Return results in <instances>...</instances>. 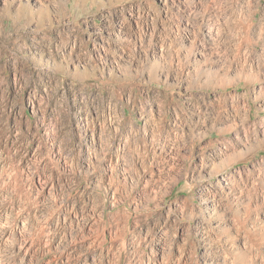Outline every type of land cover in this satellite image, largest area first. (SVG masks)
<instances>
[{
  "label": "clouds",
  "instance_id": "clouds-1",
  "mask_svg": "<svg viewBox=\"0 0 264 264\" xmlns=\"http://www.w3.org/2000/svg\"><path fill=\"white\" fill-rule=\"evenodd\" d=\"M12 2L0 0L6 21L0 23V264H66L67 257L72 264H113L98 245L90 254L77 247L78 227L57 228L53 221L41 230L47 215L37 217L35 210L55 206L49 197L37 203L39 189L30 178L39 165L27 156L32 134L16 129L14 135L7 123L21 90L29 103L36 94L45 108L52 105L47 122L37 117V139L42 157L50 149L52 160L77 161L75 178L65 169L69 189L93 175L90 154L97 180L107 174L103 152L90 142L84 104L100 120L112 117L106 150L127 169L121 194L136 189L138 199L131 229L123 220L119 226L124 264H161L165 249L169 264H264V0H168L165 7L143 0L130 8L123 7L127 0H22V13L9 16ZM98 15L108 21L103 28L94 27ZM63 79L78 85L75 102L56 87ZM100 79L162 91L143 102L133 92L110 104L108 96L88 90ZM113 109L124 122L119 135ZM39 170L52 171L47 164ZM180 181L199 186V204L191 193L186 207L164 199ZM161 208L165 213L157 215Z\"/></svg>",
  "mask_w": 264,
  "mask_h": 264
},
{
  "label": "rangeland",
  "instance_id": "rangeland-1",
  "mask_svg": "<svg viewBox=\"0 0 264 264\" xmlns=\"http://www.w3.org/2000/svg\"><path fill=\"white\" fill-rule=\"evenodd\" d=\"M143 0H127V3L123 5L124 8H130L133 4L139 6L142 4ZM155 4L159 7H165L168 3V0H154ZM22 0H13L11 8L8 11L9 16H18L22 13L23 9L21 7ZM114 13L119 11V5L112 10ZM6 21L0 19V23ZM108 21L101 20L99 15L95 21L94 27L103 28L104 24ZM87 39V36L85 37ZM90 47V45H89ZM159 52L163 57L165 52V41L160 40L159 43ZM77 63H79V58H77ZM7 72V68L4 69ZM18 69L13 67L11 72V78L13 80V86H15V81L17 79ZM168 77H165L167 79ZM99 87L92 86L88 90L90 92H95L99 96L109 97V103L111 104L113 97H119L120 101H124L125 96L130 99L132 93L135 92L136 96L141 102L145 97H150L153 92L162 91V87H148L146 84H137V85H112L110 82H107L104 79L98 80ZM56 87L61 93L65 96H71L73 102L77 95L76 89L78 85L75 81H68L63 79ZM112 89L111 94L109 89ZM120 88L127 89V92H120ZM141 90L142 93H141ZM11 93V89H9ZM27 93L25 90L20 92V103L17 109L13 112L12 115L8 117V125L13 129L15 135V130L19 129L21 132L31 133V139L28 141V151L27 156H31L33 162L39 165V169L44 167V164H47L51 169V173L45 174L44 172L38 169L37 174L33 180L35 188L39 189L37 192V203L44 199V197H49L52 201L54 208H46L41 206L35 210L37 217H40L42 214L47 215V221L44 228L41 230H46L47 226L53 224L55 221V226L59 228L61 225L68 224L71 227L79 228L82 233V238L80 239L79 247L81 244L89 249V254L94 246L98 245L101 250H105L112 254L113 264H124L123 261V251L125 248L124 241L122 239V234L119 231V226L121 221L126 222L128 230L132 226V213L135 212L138 204V199L136 196V189H133L132 192H128L125 195L121 194L120 184H124L125 188L127 187V169L123 171L120 170V165L124 161L112 160L109 158V153L107 149V141L105 139L107 133V124L112 122V117H107V122L100 120V118L89 112L87 103L84 104L83 117L84 123L87 126L88 135L90 142L92 144H98V147L105 156V160L101 163L100 167L103 169L107 167V174L101 176L97 180V168L96 163L92 159V154L89 155L87 168L91 169L93 172L92 176L84 175L83 182L80 183L77 187L69 189L68 182L65 181V169L71 171L73 178L76 176L77 161L64 157L60 160H52L51 150H47V157H42L41 153L45 149L41 146V141L37 139V136L40 135L39 126L36 124L37 117L41 120L42 123L48 121L49 113L52 109V105L45 108L43 103L38 100L36 94L33 95L32 99L36 103H29L26 100ZM86 99V98H85ZM117 123L120 127H117L116 132L119 135L123 129V121L119 119L117 110H112ZM128 115L135 118L134 112H128ZM143 120V115L141 114L140 120L135 121L140 123ZM72 122L71 120L67 121V130L69 138L72 143H76V139L71 136ZM79 130V125H77V131ZM79 140H83V136L79 137ZM34 141V142H33ZM128 140L125 139V149L128 148ZM201 152L204 149L201 147L199 149ZM63 147L57 149V153L63 155ZM147 154V153H145ZM43 159L44 163H41ZM63 167H60V165ZM147 171V169H145ZM190 178V174H189ZM100 185V186H97ZM182 186L183 190L179 191L178 189ZM169 188L168 185L165 186ZM95 188V191L93 189ZM145 193L143 194L144 199H147V190L149 185L144 184ZM57 192L61 196L66 197L61 201L60 197L57 196ZM191 193L193 197V203L199 204V186L192 187L190 183L180 181L179 183L173 182L169 191L164 196L166 201L172 202H182L186 207L188 205V200L186 194ZM177 205L173 204V209ZM164 208L157 210V215H163L165 213ZM183 207L180 209L183 212ZM147 211V209H145ZM123 214L122 216L120 214ZM237 231L240 230V226L236 224ZM177 239H179V233H177ZM118 244L119 247L113 248L112 245ZM50 251L51 255L52 244L46 243L45 245ZM166 249L162 250L161 253V264H169L170 257L165 255ZM181 255L183 254V249L180 250ZM66 264H72L71 257L66 258ZM179 264V262H178Z\"/></svg>",
  "mask_w": 264,
  "mask_h": 264
}]
</instances>
